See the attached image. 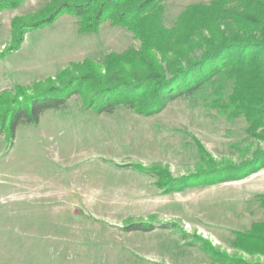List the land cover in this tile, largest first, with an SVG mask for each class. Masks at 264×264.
Here are the masks:
<instances>
[{
	"label": "rangeland",
	"instance_id": "obj_1",
	"mask_svg": "<svg viewBox=\"0 0 264 264\" xmlns=\"http://www.w3.org/2000/svg\"><path fill=\"white\" fill-rule=\"evenodd\" d=\"M49 1L0 0V108L62 87L76 62L140 46L109 19L79 31L64 12L17 47L13 21ZM200 1L164 0V23ZM86 83L75 79L63 106L14 137L0 129V264H264V250L238 244L264 221L259 129L212 88L146 114L124 103L99 111L100 97L89 106Z\"/></svg>",
	"mask_w": 264,
	"mask_h": 264
},
{
	"label": "trees",
	"instance_id": "obj_2",
	"mask_svg": "<svg viewBox=\"0 0 264 264\" xmlns=\"http://www.w3.org/2000/svg\"><path fill=\"white\" fill-rule=\"evenodd\" d=\"M163 1L51 0L33 18H16L17 47L25 31L64 12L79 17V31L96 30L109 19L132 31L140 46L111 51L102 60L76 62L73 66L79 73L65 68L69 77L62 87L48 86L25 101L10 98L11 104L6 106L7 100L0 108V129L6 126L14 137L20 123L37 122L44 109L63 106L72 93L67 87L77 79L83 87L88 80L93 97L89 106L100 97L98 110L108 112L124 103L153 114L177 97L212 88L217 105L244 115L264 137V0L194 2L171 26L163 21ZM114 90L124 92L113 96ZM238 244L263 251L264 221L240 233Z\"/></svg>",
	"mask_w": 264,
	"mask_h": 264
}]
</instances>
